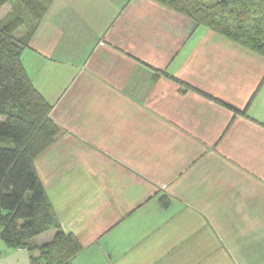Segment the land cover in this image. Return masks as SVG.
Wrapping results in <instances>:
<instances>
[{"label":"crops","instance_id":"obj_1","mask_svg":"<svg viewBox=\"0 0 264 264\" xmlns=\"http://www.w3.org/2000/svg\"><path fill=\"white\" fill-rule=\"evenodd\" d=\"M114 8L54 0L29 45L73 67L47 96L62 132L36 159L83 245L71 264H264V56L154 0ZM89 28L86 59L58 49ZM32 253L0 236V264Z\"/></svg>","mask_w":264,"mask_h":264},{"label":"trees","instance_id":"obj_2","mask_svg":"<svg viewBox=\"0 0 264 264\" xmlns=\"http://www.w3.org/2000/svg\"><path fill=\"white\" fill-rule=\"evenodd\" d=\"M10 1L0 0V9ZM18 1L36 23L26 36H17L24 18H0V236L9 246L30 249L31 264H71L83 245L75 233L61 228L36 166L62 129L52 117L53 103L36 87L23 58L49 1ZM154 1L264 56V0ZM51 227L57 228L54 237L35 245L33 239Z\"/></svg>","mask_w":264,"mask_h":264},{"label":"rangeland","instance_id":"obj_3","mask_svg":"<svg viewBox=\"0 0 264 264\" xmlns=\"http://www.w3.org/2000/svg\"><path fill=\"white\" fill-rule=\"evenodd\" d=\"M48 1H49L47 2L48 8L45 11L43 17L45 16L46 12L49 10L50 6L53 4L54 0H48ZM218 1L219 0H208V3L213 4ZM118 2L119 0H114L115 8L118 5ZM19 16L24 18V25L17 32V36H22V35L26 36L28 28L33 27L34 24L36 23V20L33 19L31 16L30 9H28V7H26L24 4H22L18 0H12L0 9V18H2L3 20H6L7 18H17ZM43 17L39 20L37 27L34 31V34L37 31V29H39L40 25L42 24V21L44 19ZM91 23L92 22L89 21L88 27L92 25ZM73 30L74 31L69 33L70 36L68 39L63 38L61 40V44L59 45L58 49L66 50L69 54L68 56H73L72 51H74L75 58L76 57L78 59L82 58V60L84 58L86 59L89 52L92 51L91 49H93L95 45L97 44V42L99 41V38L101 37L100 32L99 30L94 31L90 29L88 32H84L85 34L81 33L82 37L80 38L79 36L80 33H77L75 29ZM72 34H75V35L73 36ZM103 41L104 40H102L101 43ZM65 52L63 53V55H65ZM23 58H24L25 66L31 78L33 79L36 87L40 91H42L46 95V97L55 94L58 81H60V79L65 80L66 79L65 77L67 76L66 72H68L66 70L73 68L72 66H68L66 62H63L61 65L60 64L58 65L54 63L53 61L46 60L44 56L39 55L30 46L24 49ZM63 70H64V74H62ZM3 119H4V116L0 114V120H3Z\"/></svg>","mask_w":264,"mask_h":264}]
</instances>
